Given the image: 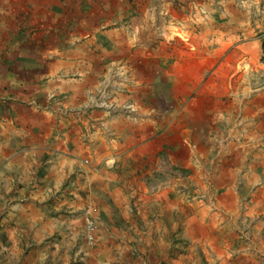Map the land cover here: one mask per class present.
<instances>
[{
    "label": "crops",
    "instance_id": "1",
    "mask_svg": "<svg viewBox=\"0 0 264 264\" xmlns=\"http://www.w3.org/2000/svg\"><path fill=\"white\" fill-rule=\"evenodd\" d=\"M263 37L264 0H0V264H264Z\"/></svg>",
    "mask_w": 264,
    "mask_h": 264
},
{
    "label": "rangeland",
    "instance_id": "2",
    "mask_svg": "<svg viewBox=\"0 0 264 264\" xmlns=\"http://www.w3.org/2000/svg\"><path fill=\"white\" fill-rule=\"evenodd\" d=\"M237 1H241V0H237ZM178 172H177V174H179V176H180V178L183 180V182H186L187 180H189V172L187 171V170H184V169H180L179 168V170L178 169H176ZM183 170V171H182ZM168 174H170V169H163L162 170V173L160 174V177H159V179H160V181L161 180H163L164 181V178H166L167 176H168ZM159 181V180H158ZM155 182H157V181H155ZM155 185V183H153V185H151L150 187H152V186H154ZM242 224H244V226H245V229L247 228V233L248 232H250L251 230H250V228H251V226H252V223L251 222H249V220H248V222H242ZM248 236H252L250 233H248ZM134 238V240H138V238H135V237H133ZM136 244V243H135ZM139 248V247H138ZM257 255V254H256ZM260 258V257H259Z\"/></svg>",
    "mask_w": 264,
    "mask_h": 264
},
{
    "label": "built area",
    "instance_id": "3",
    "mask_svg": "<svg viewBox=\"0 0 264 264\" xmlns=\"http://www.w3.org/2000/svg\"><path fill=\"white\" fill-rule=\"evenodd\" d=\"M103 106H107L104 102L102 103ZM95 230H96V221L95 219H89L84 227V237L85 242L89 248L93 247L96 242L95 237Z\"/></svg>",
    "mask_w": 264,
    "mask_h": 264
},
{
    "label": "trees",
    "instance_id": "4",
    "mask_svg": "<svg viewBox=\"0 0 264 264\" xmlns=\"http://www.w3.org/2000/svg\"><path fill=\"white\" fill-rule=\"evenodd\" d=\"M262 50H263V57H262V61L264 62V37L262 39ZM183 171V170H182Z\"/></svg>",
    "mask_w": 264,
    "mask_h": 264
}]
</instances>
